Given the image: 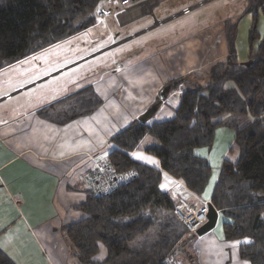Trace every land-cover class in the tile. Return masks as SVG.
Returning <instances> with one entry per match:
<instances>
[{"label": "trees", "instance_id": "1", "mask_svg": "<svg viewBox=\"0 0 264 264\" xmlns=\"http://www.w3.org/2000/svg\"><path fill=\"white\" fill-rule=\"evenodd\" d=\"M103 1L0 0V70L97 26L95 12ZM263 2L248 0L252 23L244 63L234 54L232 23L224 62L209 68L203 81L180 77L163 86L167 94L180 90L170 120L151 126L134 121L110 139L113 149L96 168L105 164L113 177L129 173L130 178L107 193L87 188L85 200L76 206L84 218L63 227L78 264H194L185 248L194 235L176 218L174 200L160 189L161 172L201 196L211 166L196 151L210 150L221 127L234 131L236 158L223 160L210 202L222 219L223 239H248L239 247L240 258L264 264V37L260 39L253 10ZM63 101L58 107L65 115L72 110L73 117L88 115L102 103L91 87ZM159 102L152 108L157 110ZM146 134L158 142L146 152L158 159L161 170L130 157ZM100 247L105 257L98 261ZM0 264L15 263L0 250Z\"/></svg>", "mask_w": 264, "mask_h": 264}, {"label": "crops", "instance_id": "2", "mask_svg": "<svg viewBox=\"0 0 264 264\" xmlns=\"http://www.w3.org/2000/svg\"><path fill=\"white\" fill-rule=\"evenodd\" d=\"M236 1V7L227 15L216 11L217 17L201 29L184 36L172 32L175 38L170 40L166 35L153 34L147 38L146 44L131 45L122 55L128 61L114 57L108 59L84 78L63 83V91L53 97L42 90L34 95L27 94L36 88L31 86L36 79L20 85L17 80L13 86L0 90L1 98L20 87L29 86L25 92L0 102V250L8 258L15 264H78L65 243L63 227L84 218L76 206L86 198L90 187L88 176L113 149L110 139L138 121L160 101L165 84L182 76L202 81L209 68L224 62L228 57V32L232 23H236L233 40L236 60L244 63L248 59L252 13L246 12L248 0ZM261 9L264 10V2L258 9H253L258 13L260 39L264 37ZM152 31L142 36L147 37ZM126 37H120L117 42ZM114 43L98 49L93 56L102 54ZM231 86L229 83L228 87ZM86 87L92 88L101 105L88 115L73 117L72 110L65 115L57 103ZM178 101L177 90H172L165 100L159 102L155 114L146 124L151 126L170 120ZM234 136L233 130L218 128L211 149L196 151L211 166L208 184L199 197L180 181L161 172L159 187L174 200L176 207L196 209L203 202L211 203V193L223 160L236 158V150H232ZM156 146L157 140L146 134L130 157L161 170L158 159L146 152ZM217 214L213 230L201 236L192 234L194 236L186 241V252L194 264H249L239 256L240 245L249 240L223 239L222 219L218 211ZM97 257L98 261L104 259L103 247Z\"/></svg>", "mask_w": 264, "mask_h": 264}, {"label": "rangeland", "instance_id": "3", "mask_svg": "<svg viewBox=\"0 0 264 264\" xmlns=\"http://www.w3.org/2000/svg\"><path fill=\"white\" fill-rule=\"evenodd\" d=\"M197 1L167 0L154 8L153 13L156 19L163 20L169 15L177 13L182 6H191ZM210 4L213 3L207 4L206 7L200 10L192 11L186 17H180L173 22H168L163 27L152 31L153 33L147 37L142 36L137 40L127 41L120 47L112 46L110 49L102 52V54L93 56V53L98 51V49L110 46L113 41L117 42L120 37H126L132 32L141 30L143 27L150 25L152 20V18L145 16L124 28H119L113 17L116 10L106 6L102 2L100 3V8H104L105 11H109L110 13L105 22L0 70V90L13 86L17 80L19 81L17 85H20L34 79L40 81L44 78L43 81L35 85L36 88L30 89L27 94L34 95L42 90L48 91L53 97L59 91H63L61 89L63 83L69 80L84 78V76L96 71V67L108 59L114 57V59L119 58L120 60L128 61L125 59L126 56L122 58V55L132 47L131 45H140L142 42L146 44L147 38H150L153 34L166 35L169 40L175 38L172 35V32L175 33V31L178 32V36L189 34L191 31L206 26L213 17H217L219 10L220 15H227L233 7H236L237 1L219 0L213 5ZM145 50H147L146 47ZM61 67L66 69L63 72H58ZM177 92L180 94L179 89Z\"/></svg>", "mask_w": 264, "mask_h": 264}, {"label": "built area", "instance_id": "4", "mask_svg": "<svg viewBox=\"0 0 264 264\" xmlns=\"http://www.w3.org/2000/svg\"><path fill=\"white\" fill-rule=\"evenodd\" d=\"M167 0H104V4L108 7L114 8L116 11L113 17L119 27H125L128 24L134 22L135 20L142 17L152 18V22L149 26L144 27L139 32L130 34L126 38H123L119 42L112 44V46H119L126 43L127 41L134 40L137 37L151 32L153 29L160 28L164 26L167 22L174 21L180 17L189 15L192 11L202 8L206 4L215 2L217 0H199L191 6H187L179 10L177 13L171 14L168 18L163 20H158L154 17V8L159 6L162 2ZM110 16L109 11L105 9L97 8L95 12L96 24H102L105 22L107 17ZM65 68H61L58 72H63ZM41 79L40 81H43ZM40 81H35L31 86H35L40 83ZM29 86H23L18 88L12 93L4 94L0 98L1 101L10 100L15 94L23 93L28 89ZM130 178V174H120L115 177L112 176L111 170L107 165H100L95 170L91 172L88 176V184L92 188L96 189V192L103 190L104 192H110L114 184H120L126 182ZM209 202L201 203L196 209L190 208H178L174 210V214L178 221L184 224L187 232L189 234H195V232L202 227L207 221L206 215L208 211Z\"/></svg>", "mask_w": 264, "mask_h": 264}, {"label": "water", "instance_id": "5", "mask_svg": "<svg viewBox=\"0 0 264 264\" xmlns=\"http://www.w3.org/2000/svg\"><path fill=\"white\" fill-rule=\"evenodd\" d=\"M166 95H167V90H162L160 93V96H159L160 101L165 100ZM155 112H156L155 109H153V108L149 109L146 113H144L139 118V122L143 123V122L147 121L148 119H150L155 114ZM206 219H207V221L205 222V224L195 232L196 236H201V235L206 234L207 232L213 230V228L215 227V225L217 223L218 214H217L216 209L213 207V205L211 203L208 204V211H207Z\"/></svg>", "mask_w": 264, "mask_h": 264}, {"label": "bare ground", "instance_id": "6", "mask_svg": "<svg viewBox=\"0 0 264 264\" xmlns=\"http://www.w3.org/2000/svg\"><path fill=\"white\" fill-rule=\"evenodd\" d=\"M88 192V191H87Z\"/></svg>", "mask_w": 264, "mask_h": 264}]
</instances>
